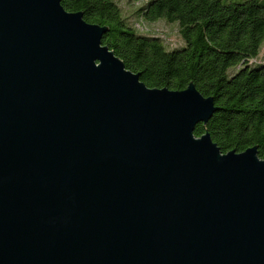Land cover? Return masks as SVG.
Masks as SVG:
<instances>
[{"label": "water", "instance_id": "water-1", "mask_svg": "<svg viewBox=\"0 0 264 264\" xmlns=\"http://www.w3.org/2000/svg\"><path fill=\"white\" fill-rule=\"evenodd\" d=\"M106 32L0 0V264H264L257 149L196 138L213 99L147 88Z\"/></svg>", "mask_w": 264, "mask_h": 264}, {"label": "trees", "instance_id": "trees-1", "mask_svg": "<svg viewBox=\"0 0 264 264\" xmlns=\"http://www.w3.org/2000/svg\"><path fill=\"white\" fill-rule=\"evenodd\" d=\"M136 4L128 13L121 6ZM69 13L107 28L102 45L149 89L192 84L217 110L194 136L208 133L221 154L255 147L264 160V0H61ZM177 26L169 48L145 22Z\"/></svg>", "mask_w": 264, "mask_h": 264}, {"label": "rangeland", "instance_id": "rangeland-1", "mask_svg": "<svg viewBox=\"0 0 264 264\" xmlns=\"http://www.w3.org/2000/svg\"><path fill=\"white\" fill-rule=\"evenodd\" d=\"M121 6L128 13H132L133 9L137 7L136 4H131V6H127L126 2H121ZM144 29H150L152 33L159 35L165 44L171 49L181 46L182 41L177 33V26L175 24H168L164 21H156V22H145L142 24Z\"/></svg>", "mask_w": 264, "mask_h": 264}, {"label": "bare ground", "instance_id": "bare-ground-1", "mask_svg": "<svg viewBox=\"0 0 264 264\" xmlns=\"http://www.w3.org/2000/svg\"><path fill=\"white\" fill-rule=\"evenodd\" d=\"M97 66L99 65V64H96Z\"/></svg>", "mask_w": 264, "mask_h": 264}]
</instances>
